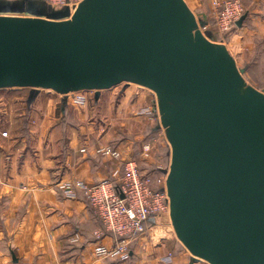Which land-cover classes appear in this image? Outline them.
Masks as SVG:
<instances>
[{
  "label": "water",
  "instance_id": "1",
  "mask_svg": "<svg viewBox=\"0 0 264 264\" xmlns=\"http://www.w3.org/2000/svg\"><path fill=\"white\" fill-rule=\"evenodd\" d=\"M197 28L184 0H84L72 20L9 30L0 89L152 88L178 238L210 264H264V94L242 93L244 70Z\"/></svg>",
  "mask_w": 264,
  "mask_h": 264
},
{
  "label": "crops",
  "instance_id": "2",
  "mask_svg": "<svg viewBox=\"0 0 264 264\" xmlns=\"http://www.w3.org/2000/svg\"><path fill=\"white\" fill-rule=\"evenodd\" d=\"M215 1L223 3L225 0H214L209 5L213 15L217 9ZM186 4L196 19L197 30L210 43L224 46L230 51L237 66L243 65L247 60L252 63L256 58L264 56V0L244 1V14H247V18L242 27L237 26L232 31L228 43L224 39L225 42L222 43L217 41L221 40L222 35L216 29L215 20L212 24L208 21L205 26L200 17L205 20L206 13L199 17L187 2ZM78 8L57 10L48 7L42 0H0V49L7 47L9 30L20 34L39 28L43 21H69ZM67 10L69 13L64 16ZM39 109V106L35 107L30 123V131L35 133L31 134L30 143L36 146V154L29 151L21 154L20 160H17V154L9 151L11 156H8L10 158L7 163L11 166L0 171V183H3L0 185V192L8 198V206L0 207V226L4 223L7 231L3 233V227L0 230V264H143L142 252L155 255L151 260H144L148 264H192L191 260L193 264H210L193 255L192 258L178 237L181 244L170 236L161 237L155 232L164 215L155 220L145 238L134 244L130 261L96 258L93 250L99 241L97 234L102 232L106 235L101 220L86 199H68L61 194L56 184L66 180H84L94 184L120 178L123 161H114L95 151L99 144L110 142L124 152L127 149L128 155L124 156L126 159L137 151H133L131 147L136 145L138 139L135 142L122 138L117 140L118 132L115 128L109 127L105 132L103 125L86 124L83 118H77L76 115L74 120L61 122L56 119L54 108L44 106L45 110L41 115ZM5 123L9 127L12 121L7 117ZM104 132L106 135H103ZM2 140L4 141L0 136V165L6 164L1 157ZM25 142L28 143L27 139L20 143L21 146ZM54 150L56 154L53 153ZM139 167L143 173L140 163ZM168 177L169 174L164 179L167 193ZM168 215L171 218V213ZM75 238H78L77 242L73 241ZM163 240L169 241L167 248ZM111 241L110 236L102 240L103 243ZM169 255L172 256L171 262L164 263L163 260ZM158 259L163 263L158 262Z\"/></svg>",
  "mask_w": 264,
  "mask_h": 264
},
{
  "label": "rangeland",
  "instance_id": "3",
  "mask_svg": "<svg viewBox=\"0 0 264 264\" xmlns=\"http://www.w3.org/2000/svg\"><path fill=\"white\" fill-rule=\"evenodd\" d=\"M213 1L186 0L199 17L206 13L205 20L200 17V21L205 26L208 21H211L212 24V21L215 20V15L210 12L209 6L212 5ZM211 24L209 23V26ZM236 28L237 23L231 26L226 32L217 30L222 35L221 40L218 39L217 41L219 43L225 41L228 43L232 31ZM228 52L230 54V51ZM254 62L250 63L247 60L243 65L238 66L239 69L245 71V74L243 73L245 81L240 86V90L242 93L257 90L264 94V56L256 58ZM256 62H260V64ZM159 99V94L152 88L132 82H122L107 89L87 88L73 90L67 93H59L53 89L45 88L0 89V136L4 139V141L2 140L1 148H3V153L1 157L6 161V164L0 165V171L2 169L7 170L11 166L7 163L8 158H10L8 156H11V154H8L9 151L17 154L16 156L14 155L17 160H20L21 154L29 151L34 155L36 154L34 149L36 146L30 143L31 134L33 135L34 133V131H30L31 116L36 106L40 107V115L45 110L43 107L48 106L55 109V117L61 120V122L74 120V116L76 115L77 118L78 116L79 118H83L86 124L93 125L97 123L98 125H103L105 132L108 131L107 128L109 127L115 128L114 130L118 132L117 140L122 138L135 142L138 139L136 145L131 147L133 151L137 150L135 151L137 154L142 152L143 146L152 144L153 149L149 152V156H143L139 159L140 166L143 170L142 174L147 176V172H149L157 177H166L171 172L172 146L171 139L168 135V127L164 125V118L158 107ZM141 107H143L142 110L140 109ZM43 115L45 114L43 113ZM7 117L12 121L9 127L5 123ZM110 124L111 126H109ZM5 131L9 133L7 137L2 135ZM105 132L103 135H106ZM111 137L115 138L114 135ZM25 139H27L28 143L26 144L25 142L21 146L20 143L24 142ZM125 146L128 147V145ZM136 146L137 149L135 148ZM53 153L56 154V151L54 150ZM127 153L128 151L126 149L124 154L126 155ZM3 179H6V177ZM58 184L59 182L56 186ZM61 194H63L62 191ZM7 200V196L0 192V207H7ZM168 214H165L159 220L156 226L157 231L155 232H158L161 237L164 236L167 238L170 236L181 244ZM0 216H2V212ZM2 227V232L7 233L4 223L0 226V230H2ZM163 241L167 248L169 241ZM182 247L185 248L184 246ZM145 253L142 252L144 255L143 264H148L144 260H151L155 255ZM160 261L158 259V262ZM161 263L163 262L161 261ZM191 263L193 264L192 260Z\"/></svg>",
  "mask_w": 264,
  "mask_h": 264
},
{
  "label": "built area",
  "instance_id": "4",
  "mask_svg": "<svg viewBox=\"0 0 264 264\" xmlns=\"http://www.w3.org/2000/svg\"><path fill=\"white\" fill-rule=\"evenodd\" d=\"M53 9H77L84 0H42ZM245 0L215 1V26L220 32H226L239 21L245 12ZM7 137L9 133L3 132ZM152 144L143 146L142 152L134 153L124 159V150L112 143H101L96 154L114 161H123L122 176L116 180H103L89 184L84 180H66L57 185L68 199L85 198L96 216L101 220L106 235L98 233L99 241L93 253L99 260H128L131 255L130 245L147 236L153 225L151 220L170 213V198L165 189L164 176L153 178L143 176L139 159L148 157ZM164 187V188H163ZM112 238L110 243H103L105 237ZM78 238L73 241L77 242ZM169 255L163 261L170 263Z\"/></svg>",
  "mask_w": 264,
  "mask_h": 264
},
{
  "label": "trees",
  "instance_id": "5",
  "mask_svg": "<svg viewBox=\"0 0 264 264\" xmlns=\"http://www.w3.org/2000/svg\"><path fill=\"white\" fill-rule=\"evenodd\" d=\"M245 13H246V11H245ZM147 176H151V177H153V178H156L157 176H154L153 174H151V173H149V175H147ZM151 225H154L155 224V221L154 220H151ZM138 241H136V242H134V243H132L131 245H130V250L132 251L133 250V246H134V244L135 243H137ZM132 258V255H130V258L128 259V261H130V259ZM117 260V259H116ZM117 261H123V260H121V259H118ZM127 261V260H126Z\"/></svg>",
  "mask_w": 264,
  "mask_h": 264
}]
</instances>
